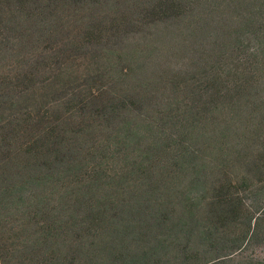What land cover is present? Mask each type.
I'll use <instances>...</instances> for the list:
<instances>
[{
	"label": "trees",
	"instance_id": "16d2710c",
	"mask_svg": "<svg viewBox=\"0 0 264 264\" xmlns=\"http://www.w3.org/2000/svg\"><path fill=\"white\" fill-rule=\"evenodd\" d=\"M262 213L264 0H0V264H264Z\"/></svg>",
	"mask_w": 264,
	"mask_h": 264
},
{
	"label": "rangeland",
	"instance_id": "374dc122",
	"mask_svg": "<svg viewBox=\"0 0 264 264\" xmlns=\"http://www.w3.org/2000/svg\"><path fill=\"white\" fill-rule=\"evenodd\" d=\"M184 56V55H183ZM171 62H177L181 58V54H175L171 55L169 57ZM264 214V213H262ZM258 229L256 231V234L252 239H250V242L246 245L245 249L243 251H240L238 254L234 256V258L239 260H254V262H262L264 263V217L262 215V219H260L257 222Z\"/></svg>",
	"mask_w": 264,
	"mask_h": 264
}]
</instances>
